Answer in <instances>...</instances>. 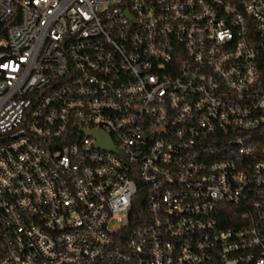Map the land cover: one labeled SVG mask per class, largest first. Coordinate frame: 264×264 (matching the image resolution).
Wrapping results in <instances>:
<instances>
[{
  "label": "built area",
  "instance_id": "obj_1",
  "mask_svg": "<svg viewBox=\"0 0 264 264\" xmlns=\"http://www.w3.org/2000/svg\"><path fill=\"white\" fill-rule=\"evenodd\" d=\"M0 264H264V0H0Z\"/></svg>",
  "mask_w": 264,
  "mask_h": 264
},
{
  "label": "water",
  "instance_id": "obj_2",
  "mask_svg": "<svg viewBox=\"0 0 264 264\" xmlns=\"http://www.w3.org/2000/svg\"><path fill=\"white\" fill-rule=\"evenodd\" d=\"M90 135H93L96 140H97V143L96 145L99 146V147H103V148H106V149H109V150H114L116 151V149L114 148V146L112 145L109 137L104 134V133H99V132H91L89 133Z\"/></svg>",
  "mask_w": 264,
  "mask_h": 264
},
{
  "label": "trees",
  "instance_id": "obj_3",
  "mask_svg": "<svg viewBox=\"0 0 264 264\" xmlns=\"http://www.w3.org/2000/svg\"><path fill=\"white\" fill-rule=\"evenodd\" d=\"M141 195V194H140ZM144 203V201H143V198H142V196H140L139 197V204H143Z\"/></svg>",
  "mask_w": 264,
  "mask_h": 264
}]
</instances>
